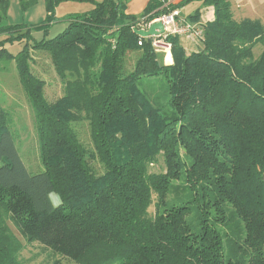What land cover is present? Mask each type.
Segmentation results:
<instances>
[{"label": "trees", "instance_id": "trees-1", "mask_svg": "<svg viewBox=\"0 0 264 264\" xmlns=\"http://www.w3.org/2000/svg\"><path fill=\"white\" fill-rule=\"evenodd\" d=\"M19 1L23 13L38 2ZM44 1L45 19L28 24L9 22L11 0H0V61L16 65L44 169L28 171L0 104V264H24L25 242L60 257L53 264H264V25L236 19L231 0H151L140 16L123 0ZM73 2L92 7L58 17ZM196 3L185 20L202 24L194 52L178 36L134 32ZM155 40L170 44L172 64ZM39 53L64 85L55 100L34 72ZM161 75L172 116L140 88ZM83 120L93 150L73 128ZM160 161L165 171L151 172ZM226 243L247 261L226 259Z\"/></svg>", "mask_w": 264, "mask_h": 264}, {"label": "rangeland", "instance_id": "rangeland-1", "mask_svg": "<svg viewBox=\"0 0 264 264\" xmlns=\"http://www.w3.org/2000/svg\"><path fill=\"white\" fill-rule=\"evenodd\" d=\"M234 15L236 19L242 20L245 18L259 20L264 25V0H231ZM200 7L199 3L191 4L183 9L182 13L184 16L188 14H193L196 9ZM70 13H80L84 12L83 8L79 9L78 6L74 4H66L62 6L60 13L65 14ZM34 14V13H33ZM17 20H9L11 23H26L24 16L18 14ZM34 24L42 21L43 17L35 15ZM201 15V21L204 17ZM64 17V16H62ZM160 21H152V24ZM162 23V22H161ZM163 24V23H162ZM65 22H58L52 25L49 29L48 38H53L61 33L65 27ZM151 24L143 27L142 29H148ZM164 26V25H163ZM43 37V34L40 33L39 37ZM175 36V35H173ZM180 41L183 43H193L191 39L178 36ZM165 39V38H164ZM196 43V41H194ZM167 45L164 40H161V45L159 50H162V46ZM164 47V46H163ZM262 45H258L256 48V53L259 54L262 50ZM9 51L11 53L18 52L20 47L18 45L10 46ZM256 54V55H257ZM136 54L132 53L130 55V64L129 68L132 69L136 60ZM36 65L34 67V72L40 78L44 79L46 82V96L49 100H55L61 97L64 94V85L60 81L57 73L55 72L53 65L51 63L50 57L47 54H35ZM164 54H160V59L163 61ZM167 64H172V57L170 48L166 47V59ZM140 88L149 95L152 102L160 107L164 113L169 116H172V108L169 104V95L167 90L166 80L163 75L161 76H152L143 78L140 80ZM0 104L7 109L12 117V131L16 139L17 147L22 157L23 162L25 163L28 171L31 174H37L42 172L43 166L40 161L39 154V145L37 134L34 124V113L30 106V103L26 97V94L19 82L18 73L15 63H10L0 61ZM73 128L77 133V136L80 142L88 149L93 150V143L90 134V127L87 121L83 120L81 122L73 124ZM94 166L101 171L100 164L95 161L93 162ZM165 171V165L163 161H160L158 164H155L151 167V172L159 173ZM52 200L55 204H59V198L57 195L52 194ZM156 195H153V201L156 202ZM155 211L154 206H151L149 212L153 214ZM12 230L20 236L18 229L10 223ZM241 242H235V245ZM247 253L243 250L235 252L228 246L226 243L225 246V258L233 260H242L247 261ZM60 258V257H59ZM56 258V259H59ZM54 257H49L46 251H42V248L39 244L29 245L25 242V250L22 253V260L24 264H53L56 260ZM63 264H76L66 258H61Z\"/></svg>", "mask_w": 264, "mask_h": 264}, {"label": "crops", "instance_id": "crops-1", "mask_svg": "<svg viewBox=\"0 0 264 264\" xmlns=\"http://www.w3.org/2000/svg\"><path fill=\"white\" fill-rule=\"evenodd\" d=\"M95 1H98V2H101L103 0H95ZM125 3H126V13L129 14V15H133V16H140L144 11L145 9L147 8L149 2L151 0H123ZM180 1L182 0H169L170 3H173V4H177L179 3ZM66 4H74V6H78L79 9H82L83 8V11H86V10H89L92 5L88 4V3H63L59 6V8L57 9V15L58 17H62V16H65L67 15L68 12H66L65 14H61L60 13V10L62 8V6L66 5ZM184 8H181L179 10L180 12V18L182 19H187V16H184L182 11H183ZM35 15H39L40 17H43L42 21L45 19L46 17V9H45V1L44 0H38L37 4L30 8L29 10H27L25 13H23L21 11V6H20V1L19 0H11V4H10V8H9V20H17L18 19V14H21L23 15L25 18V21L26 23L28 24H34V19H35ZM201 15H203L202 17L203 20L200 21L201 23H203L205 20H210L212 17H213V11L211 8H207V9H203L201 11ZM10 20V21H11ZM12 22V21H11ZM182 45L184 46L185 50L187 53H191V52H194L197 50V42L196 43H183V41H181ZM164 46V47H163ZM162 46V50H157L158 53H163L164 54V58H163V63L165 65H170V64H167L165 62V59H166V45H163ZM171 52V51H170ZM172 55V54H171ZM173 59V58H172Z\"/></svg>", "mask_w": 264, "mask_h": 264}, {"label": "built area", "instance_id": "built-area-1", "mask_svg": "<svg viewBox=\"0 0 264 264\" xmlns=\"http://www.w3.org/2000/svg\"><path fill=\"white\" fill-rule=\"evenodd\" d=\"M156 21H160L164 25L165 33L161 36L163 38H166L169 35H175L197 42L204 36L202 24H190L185 21V19L180 18L179 11H174L170 14L164 15L156 19ZM153 45L157 50H159L161 40H155ZM166 47L170 48V44H167Z\"/></svg>", "mask_w": 264, "mask_h": 264}, {"label": "water", "instance_id": "water-1", "mask_svg": "<svg viewBox=\"0 0 264 264\" xmlns=\"http://www.w3.org/2000/svg\"><path fill=\"white\" fill-rule=\"evenodd\" d=\"M134 32L142 38H159L165 33V28L161 22H155L148 29H136Z\"/></svg>", "mask_w": 264, "mask_h": 264}]
</instances>
